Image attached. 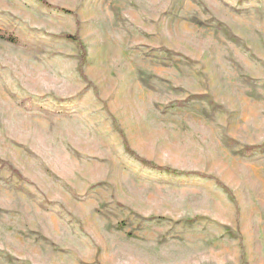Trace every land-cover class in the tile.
Wrapping results in <instances>:
<instances>
[{"label":"rangeland","instance_id":"obj_1","mask_svg":"<svg viewBox=\"0 0 264 264\" xmlns=\"http://www.w3.org/2000/svg\"><path fill=\"white\" fill-rule=\"evenodd\" d=\"M0 30V264H264V0H0Z\"/></svg>","mask_w":264,"mask_h":264},{"label":"trees","instance_id":"obj_2","mask_svg":"<svg viewBox=\"0 0 264 264\" xmlns=\"http://www.w3.org/2000/svg\"><path fill=\"white\" fill-rule=\"evenodd\" d=\"M46 6H48V5H46ZM60 10H62V9H60ZM64 12H67V11L64 10ZM72 38L75 39V37H72L70 35L68 36V39H72ZM0 39L4 40V41H7V42H10V43H13V44H17L18 43L17 37H15L13 35L4 34L3 32H1V30H0ZM144 164H146V163H144ZM169 172L172 173V174H183V173H179L178 171H169Z\"/></svg>","mask_w":264,"mask_h":264}]
</instances>
